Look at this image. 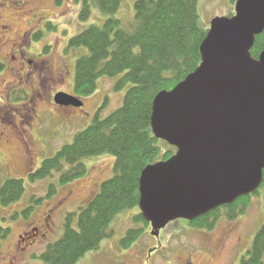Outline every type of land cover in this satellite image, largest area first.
I'll return each instance as SVG.
<instances>
[{"label": "rangeland", "instance_id": "374dc122", "mask_svg": "<svg viewBox=\"0 0 264 264\" xmlns=\"http://www.w3.org/2000/svg\"><path fill=\"white\" fill-rule=\"evenodd\" d=\"M136 1L123 0L117 15L128 31L135 22ZM85 2L0 0V65L4 66L0 73V190L9 180H23L25 186L19 202L8 207L0 202V228L10 229V235L0 238V264H43L42 254L63 236L66 216L79 213L115 175L116 159L105 154L83 160L87 174L68 185L61 184L60 173L30 180L44 161L92 125L99 109L104 119L122 107L127 93V89L115 91L118 78L102 77L94 94L81 97L82 107L55 103L58 93L76 96L77 61L88 53L84 48H69L70 40L106 19L100 13V0H88L92 17L81 21ZM236 2L199 0L201 26L209 30L215 18L232 16ZM51 186L57 193L48 198ZM31 207L28 217L24 212ZM138 214L134 209L118 215L110 227L112 238L77 264H241L264 224V191L250 199L244 215L233 221L222 217L213 231L195 229L180 220L162 230L160 242L151 235V227L135 221ZM132 229H144L145 234L123 250L120 242Z\"/></svg>", "mask_w": 264, "mask_h": 264}, {"label": "trees", "instance_id": "16d2710c", "mask_svg": "<svg viewBox=\"0 0 264 264\" xmlns=\"http://www.w3.org/2000/svg\"><path fill=\"white\" fill-rule=\"evenodd\" d=\"M122 6L123 0H100L99 9L105 22L89 26L69 43L71 49L88 51L77 61L75 94L80 98L91 96L100 78H118L115 91L127 89L122 107L104 119L99 109L92 125L77 134L74 142L64 146L54 158L44 161L30 175V180L37 182L60 173L61 184L68 185L87 174L83 160L105 154L116 159L115 175L101 185L100 191L79 213L66 216L63 236L47 247L41 256L43 264H77L88 253L98 250L114 235L110 227L118 215L139 210L142 172L148 166L169 160L176 152L153 135V102L158 94L174 89L201 64L200 47L208 29L200 23L199 0H138L130 31L117 18ZM91 17L86 0L80 20L85 22ZM263 49L264 32L256 37L252 56L258 59ZM3 67L0 65V73ZM65 165L70 166L68 171ZM261 190L264 191V178L253 195L188 223L195 229L213 231L222 217L233 221L244 215L250 199L260 195ZM56 193V187L51 186L47 196L53 198ZM24 194L23 180H9L0 190V202L8 207L19 202ZM40 202L42 199L35 200L37 204ZM33 210L31 207L24 214L29 217ZM224 211L227 213L222 215ZM134 219L149 227L140 210ZM144 234V229L130 230L120 247L132 248ZM8 235L10 229L0 228V238ZM241 264H264V224Z\"/></svg>", "mask_w": 264, "mask_h": 264}, {"label": "water", "instance_id": "95a60500", "mask_svg": "<svg viewBox=\"0 0 264 264\" xmlns=\"http://www.w3.org/2000/svg\"><path fill=\"white\" fill-rule=\"evenodd\" d=\"M264 0H237L232 17H217L200 47L201 64L153 102L156 139L176 148L148 166L139 208L153 237L169 224L192 222L258 191L264 177ZM61 107L83 102L58 93Z\"/></svg>", "mask_w": 264, "mask_h": 264}, {"label": "flooded vegetation", "instance_id": "af4514ba", "mask_svg": "<svg viewBox=\"0 0 264 264\" xmlns=\"http://www.w3.org/2000/svg\"><path fill=\"white\" fill-rule=\"evenodd\" d=\"M27 63L29 64V63H31L30 61H27ZM33 63V62H32ZM67 108H69V107H67ZM4 135H6V134H4V133H2L1 134V136L2 137H4ZM156 240H158L159 242H160V238H157ZM137 256V261H140L142 258L139 256V254L138 255H136ZM149 263L148 264H150V261H148Z\"/></svg>", "mask_w": 264, "mask_h": 264}, {"label": "bare ground", "instance_id": "6f19581e", "mask_svg": "<svg viewBox=\"0 0 264 264\" xmlns=\"http://www.w3.org/2000/svg\"><path fill=\"white\" fill-rule=\"evenodd\" d=\"M41 219H43V218L41 217Z\"/></svg>", "mask_w": 264, "mask_h": 264}]
</instances>
